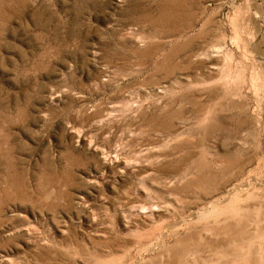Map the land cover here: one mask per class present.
I'll list each match as a JSON object with an SVG mask.
<instances>
[{"label":"rangeland","instance_id":"rangeland-1","mask_svg":"<svg viewBox=\"0 0 264 264\" xmlns=\"http://www.w3.org/2000/svg\"><path fill=\"white\" fill-rule=\"evenodd\" d=\"M0 264H264V0H0Z\"/></svg>","mask_w":264,"mask_h":264},{"label":"bare ground","instance_id":"bare-ground-1","mask_svg":"<svg viewBox=\"0 0 264 264\" xmlns=\"http://www.w3.org/2000/svg\"><path fill=\"white\" fill-rule=\"evenodd\" d=\"M176 250H177V249H176ZM176 250H175V251H176ZM172 251H173V250H172ZM176 253H177L178 255L181 256V255H183L184 251H179V252H176ZM240 259H241V258H240ZM176 260H177V258H176ZM184 260H186V258H185ZM152 261H153V260H152ZM179 262H180V261H179Z\"/></svg>","mask_w":264,"mask_h":264}]
</instances>
